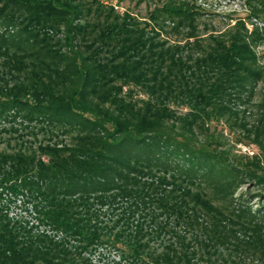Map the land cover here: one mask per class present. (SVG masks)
<instances>
[{
    "label": "trees",
    "instance_id": "1",
    "mask_svg": "<svg viewBox=\"0 0 264 264\" xmlns=\"http://www.w3.org/2000/svg\"><path fill=\"white\" fill-rule=\"evenodd\" d=\"M248 5L260 17L264 0ZM200 14L189 0L148 21L101 0H0V119L56 138L0 152V264H93L103 246L113 264H264V210L231 201L259 155L238 166L194 141L264 90V35L238 21L204 46ZM165 21L184 39H162ZM20 196L44 231L11 218Z\"/></svg>",
    "mask_w": 264,
    "mask_h": 264
},
{
    "label": "rangeland",
    "instance_id": "2",
    "mask_svg": "<svg viewBox=\"0 0 264 264\" xmlns=\"http://www.w3.org/2000/svg\"><path fill=\"white\" fill-rule=\"evenodd\" d=\"M107 5H112L120 13L130 12L134 17L140 20H147L150 14L157 8H160L166 0H101ZM195 3L200 10V16L197 20L198 34L202 38L204 46L211 41L212 35L220 36L230 32L238 23L244 21L247 28L251 31L255 27L260 29L264 35V10L260 17L251 16V10L248 0H189ZM162 39H167L169 45L176 44L177 41L184 39L185 31L176 32V27L169 21L160 22ZM255 50L259 56L261 65L264 67V38L255 44ZM264 90L260 84L255 91L252 102L242 105L238 103L232 105L234 114L224 116L219 121H211L205 129H198L197 136L194 139L199 146L214 147L222 157L235 165H240L244 157L259 155V160L251 162L257 166V176H250L240 168L236 175V184L231 190V201L236 205L239 203L247 204L253 210H264V148L263 153L255 143L256 139L262 142L264 146V109L260 107ZM142 97V96H138ZM47 129V128H46ZM41 128L35 122L29 123L22 118L9 117L0 119V152L13 153L20 148H36L39 144L55 141L51 132ZM53 139V140H52ZM58 139L68 140L69 137L61 135ZM208 145L205 147L207 148ZM248 160V158H247ZM237 167V166H236ZM0 173V180H2ZM1 189V188H0ZM211 193L212 191L208 189ZM4 192L7 194L6 190ZM14 202L10 206L11 218L20 221H29L32 225L46 229L39 224L38 214L34 210L33 201L25 196L12 198ZM42 227V228H41ZM52 235L63 237L62 232H50ZM64 239V238H63ZM68 239V238H67ZM153 246L160 248L161 241H154ZM120 251L110 246H103L94 250L90 259L93 264H113L117 261ZM88 256V255H87Z\"/></svg>",
    "mask_w": 264,
    "mask_h": 264
}]
</instances>
